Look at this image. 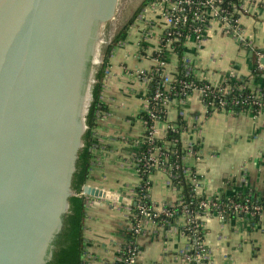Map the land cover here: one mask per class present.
Wrapping results in <instances>:
<instances>
[{"label":"crops","instance_id":"crops-1","mask_svg":"<svg viewBox=\"0 0 264 264\" xmlns=\"http://www.w3.org/2000/svg\"><path fill=\"white\" fill-rule=\"evenodd\" d=\"M155 5L157 1L145 6L124 38L112 47L101 97L107 111L98 121L87 184L128 200L139 185L130 155L134 142L145 132L142 116L147 91L139 72L153 69V57L167 26L162 7ZM243 6L239 25L245 41L211 22L202 39L192 37L185 43L182 59L168 53V83L178 75L184 60L200 81L219 84L233 73L238 79L248 80L252 91L263 88L264 77H254L252 67L256 53H264V0H243ZM166 123H183L186 131L181 143L196 146V154L187 158V165L199 177L200 195H251L264 205V114L209 115L201 94L193 92L182 104L174 101L169 106ZM151 182L150 202L157 212L177 204L181 192L168 185L164 173H154ZM85 197L84 264H117L130 238L132 207ZM184 223L183 215L170 224L145 221L144 233L136 239L140 252L136 264H184L183 252L188 245ZM203 225L212 264H264V214L257 221L227 223L210 217L203 220Z\"/></svg>","mask_w":264,"mask_h":264},{"label":"water","instance_id":"water-1","mask_svg":"<svg viewBox=\"0 0 264 264\" xmlns=\"http://www.w3.org/2000/svg\"><path fill=\"white\" fill-rule=\"evenodd\" d=\"M143 1L0 0V264L51 260L95 74ZM83 195L135 205L89 185Z\"/></svg>","mask_w":264,"mask_h":264},{"label":"built area","instance_id":"built-area-1","mask_svg":"<svg viewBox=\"0 0 264 264\" xmlns=\"http://www.w3.org/2000/svg\"><path fill=\"white\" fill-rule=\"evenodd\" d=\"M162 7L163 16L167 21L166 30L161 41L160 48L156 51L153 60L155 65L150 71L139 72L146 88V105L144 114L148 120L144 121L145 132L134 142L133 153L130 155V163L139 179V185L134 192L132 200L135 205L130 211V238L123 246L117 264H136L139 258V250L136 239L144 233L145 221H157L172 223L183 215L185 223L183 232L188 245L183 252L184 264H212V257L205 239L203 220L217 217L223 223L236 220H259L264 214V205L251 195L237 199L235 195L227 201L222 196L206 197L200 195V180L195 171L187 165V158L196 154L195 144L189 143L183 146L181 137L186 131L185 125H169L166 123L169 106L178 101L185 102L193 92H199L202 96L205 111L211 115L218 112H227L229 105H249L250 113L264 114V93L260 90L253 91L249 95H243L244 87H240L239 95L227 102V97L233 93V88L223 83L212 84L209 81L203 87L195 83L184 82L178 79V75L170 81L167 80V61L163 58L164 53L177 55L174 50L176 44L185 43L192 37L202 39L211 22H217L223 26L227 33H231L238 40L244 42L243 33L239 25V14L243 4L233 6L234 12L230 13L221 7L225 0H155ZM154 1V2H155ZM234 14L238 18H234ZM183 39H185L183 42ZM251 45V44H250ZM258 70L264 72V53H256ZM181 66H185L191 72L190 65L184 60ZM180 66V67H181ZM189 72L187 75H189ZM107 74V71H106ZM155 77L163 80L148 96V87ZM230 78H236L231 73ZM264 77V75H262ZM174 84H179V91H175ZM173 92V93H172ZM169 133L178 135V138L167 140ZM160 143V145H158ZM181 144V148L177 144ZM182 169V177L191 185L192 197L200 199L197 207L187 205L181 195L175 205L167 206L161 213L157 212L150 202L151 177L154 173L162 172L168 177V185L183 192L175 184L179 176L175 171ZM150 203V204H149ZM181 208L178 212L176 209Z\"/></svg>","mask_w":264,"mask_h":264},{"label":"trees","instance_id":"trees-1","mask_svg":"<svg viewBox=\"0 0 264 264\" xmlns=\"http://www.w3.org/2000/svg\"><path fill=\"white\" fill-rule=\"evenodd\" d=\"M155 0H146L143 2L141 7L135 12L133 18L122 28L120 32L115 36L113 43L106 49L103 59V64L98 68L95 74V83L92 86L91 94L92 100L88 113L86 115V125L87 129L85 134L82 137L83 148L78 153V159L76 161V171L72 178L71 188L74 192V195L69 198V210L63 216V228L59 234H57L52 241V258L46 264H84V256L86 253V243L84 239V230H85V218H86V197L83 195V188L88 184L91 178L92 164L94 160V154L92 149L96 143V130L98 129V121L101 117V114L107 111L106 106L102 102V92H103V81L106 75L109 55L112 51V47L117 45L126 35L127 30L129 29L132 22L135 20V17L143 10L145 6L154 2ZM243 4V0H225L221 7L225 10H228L230 13L234 12L233 6H239ZM234 18H238V15L234 14ZM185 39H183V42ZM175 52L178 57L182 59V56L185 52L183 43L176 44L174 47ZM259 53H261L259 51ZM168 53H164L163 58L167 60ZM90 68V65H88ZM89 71V69H88ZM188 70L185 66L179 67L178 79L184 82L195 83L198 87H203L205 83L200 82L193 74L192 70L188 74ZM252 74L256 78L262 77L264 75L263 71L258 70V61L255 59L252 67ZM163 80L159 77H155L152 83L148 87V96H151L153 91L162 84ZM225 85H229L233 88V93L227 97V102H230L231 99L239 95L240 87H244L243 95H249L253 92L248 86V80L238 79V78H227ZM175 91H179V84H174ZM264 93V86L260 90ZM173 93V92H172ZM249 105H229L226 107L228 113H250ZM253 115H256V112H253ZM143 120L147 121L148 117L146 114L142 116ZM184 125L180 123V126ZM178 138V135L169 133L167 140L171 141ZM160 145V143H158ZM177 147L180 149L181 144L178 143ZM182 169H179L174 172L176 176H179L175 184L179 188H183L182 197L184 202L189 206L192 204V207H197V204L200 199L192 197L191 185L182 177ZM240 198H245L246 195L237 196ZM229 196H222L223 201H227ZM150 204V203H149ZM178 212L181 211V208L176 209ZM236 220L235 218H232ZM173 223V221L171 220Z\"/></svg>","mask_w":264,"mask_h":264},{"label":"rangeland","instance_id":"rangeland-1","mask_svg":"<svg viewBox=\"0 0 264 264\" xmlns=\"http://www.w3.org/2000/svg\"><path fill=\"white\" fill-rule=\"evenodd\" d=\"M144 1H146V0H144ZM144 1H143V2H144ZM125 26H126V25H125ZM125 26H124V27H125ZM112 43H113V41L109 44V46H110ZM109 46H108V47H109ZM180 191H182V190H180ZM181 195H182V194H181ZM216 218H217V217H216ZM217 219H219V218H217ZM219 220H220V219H219ZM220 221H221V220H220Z\"/></svg>","mask_w":264,"mask_h":264}]
</instances>
